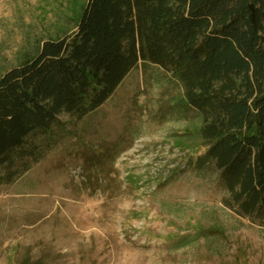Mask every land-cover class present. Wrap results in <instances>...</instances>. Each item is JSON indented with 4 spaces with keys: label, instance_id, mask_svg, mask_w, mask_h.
Returning a JSON list of instances; mask_svg holds the SVG:
<instances>
[{
    "label": "rangeland",
    "instance_id": "rangeland-1",
    "mask_svg": "<svg viewBox=\"0 0 264 264\" xmlns=\"http://www.w3.org/2000/svg\"><path fill=\"white\" fill-rule=\"evenodd\" d=\"M87 0H0V76L76 30ZM156 64L38 159L0 167V264H264V225L230 207L218 171L196 169L200 114ZM230 204H233L231 201Z\"/></svg>",
    "mask_w": 264,
    "mask_h": 264
},
{
    "label": "trees",
    "instance_id": "trees-1",
    "mask_svg": "<svg viewBox=\"0 0 264 264\" xmlns=\"http://www.w3.org/2000/svg\"><path fill=\"white\" fill-rule=\"evenodd\" d=\"M180 84L199 128L178 145L206 147L240 215L264 225V0H87L76 30L41 43L0 76V167L40 155L105 104L139 64Z\"/></svg>",
    "mask_w": 264,
    "mask_h": 264
}]
</instances>
